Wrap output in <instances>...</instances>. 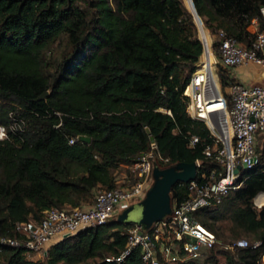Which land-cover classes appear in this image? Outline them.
Listing matches in <instances>:
<instances>
[{
	"label": "trees",
	"instance_id": "1",
	"mask_svg": "<svg viewBox=\"0 0 264 264\" xmlns=\"http://www.w3.org/2000/svg\"><path fill=\"white\" fill-rule=\"evenodd\" d=\"M192 1L208 27H223L246 42L254 37L251 18L264 24V0ZM63 37L60 56H48ZM202 52L195 12L184 0H0V122L9 129V137L0 139V236L18 235L16 221L41 219L46 208L92 202L100 187L118 183L114 169L121 162L152 147V135L156 151L168 157H156L161 166L204 157L210 128L188 113L184 93ZM219 71L222 84L236 79L229 67ZM15 119L24 121L22 128L10 127ZM194 133L205 140L191 146ZM82 134L91 140L70 142ZM259 151L243 184L197 211L220 240L210 218L223 207L231 211L237 237L241 226L254 239L220 249L222 262L216 252L201 259L212 247L178 264H258L264 205L257 207L254 197L264 198V144ZM216 165L205 159L198 178ZM189 190V181L175 183L172 202ZM136 224L114 217L87 226L53 242L38 259L0 241V264H147L139 245L116 259Z\"/></svg>",
	"mask_w": 264,
	"mask_h": 264
},
{
	"label": "built area",
	"instance_id": "2",
	"mask_svg": "<svg viewBox=\"0 0 264 264\" xmlns=\"http://www.w3.org/2000/svg\"><path fill=\"white\" fill-rule=\"evenodd\" d=\"M261 13L264 23V4ZM195 19L203 41V52L184 93L188 96V113L205 120L210 128L211 140L205 141L204 157L196 159L198 170L205 159L219 166H214L209 173L203 170L200 178L198 171L197 177L189 181L188 196L173 203L171 212L164 218L148 227L132 226L126 247L116 256L118 260L137 245L141 246L142 258L147 264H178L188 258H198L204 251L215 247L221 240L214 229L198 218L197 211L216 205L231 189L243 184L247 177L244 171L257 165L261 158L259 146L264 139V24L261 26L260 18L253 16L248 29L254 37L251 42H246L229 34L223 27L212 32L199 14L195 13ZM205 28L211 34L210 43L204 34ZM243 63L252 65L257 79H235L226 93L222 89L219 65L230 68ZM23 125V120L15 119L10 127L16 130ZM7 137L8 126L0 122V139ZM77 138L80 136L70 137V142ZM200 140L205 139L194 133L190 135L189 145L194 146ZM151 146L136 160L125 163L127 170L122 177L116 176L118 183L99 188L92 202L46 208L41 219L16 221L19 234L0 236V241L24 247L30 258H43L53 242L87 226L118 217L125 207L145 196L154 180L156 157L168 159L156 151L155 138H151ZM260 243L258 239L253 245ZM249 244L246 236H240L224 246L234 249ZM258 264H264V252Z\"/></svg>",
	"mask_w": 264,
	"mask_h": 264
},
{
	"label": "water",
	"instance_id": "3",
	"mask_svg": "<svg viewBox=\"0 0 264 264\" xmlns=\"http://www.w3.org/2000/svg\"><path fill=\"white\" fill-rule=\"evenodd\" d=\"M192 10H195L193 1ZM49 90L43 91L38 98L44 97ZM148 132L151 129L147 127ZM81 139L90 141L91 136L82 134ZM151 138H154L152 135ZM198 164L196 160H180L178 162L161 166L155 163L153 173L154 180L148 188L144 197L125 207L118 215V219L135 221L144 227L150 226L153 222L161 220L172 210V187L179 181H190L198 175Z\"/></svg>",
	"mask_w": 264,
	"mask_h": 264
},
{
	"label": "rangeland",
	"instance_id": "4",
	"mask_svg": "<svg viewBox=\"0 0 264 264\" xmlns=\"http://www.w3.org/2000/svg\"><path fill=\"white\" fill-rule=\"evenodd\" d=\"M185 4L190 8V9H193L192 8V4H191V1L190 0H184ZM205 23V22H204ZM206 25V23H205ZM206 27H208L206 25ZM212 32L214 31L211 27H208ZM197 29H198V34L200 36V30H199V27L197 26ZM204 34L206 35V38L208 40V42L210 43L211 42V34L210 32L208 31L207 28L204 29ZM65 37L61 38L59 41H57L51 50L48 51V56H60L61 52H62V49L64 48V44H65ZM216 40V38L214 39ZM221 65H219V69H220ZM218 69V73H219V76H220V71ZM220 80H221V77H220ZM231 82H229L228 84H222V89L227 93V89H228V86ZM264 144V139L261 140V144H260V147H262ZM127 170L126 166H125V162H121L115 169H114V174L115 176H123V174L125 173V171ZM101 188V187H100ZM257 201L258 203L264 205V198L261 196V197H257ZM254 203L257 207H261V205H258L255 201V197H254ZM211 221L214 222L215 226L218 228L219 232L221 233V242H218L216 244L215 247H213L211 249V251H208L206 252L202 257L201 259L202 260H205L207 255L210 253V252H216L217 253V256L219 258V261L222 262L225 260L226 258V254L223 253V252H220V249H231V248H226L224 246L225 243H229V242H232L238 235L234 229L235 227V222L232 220L231 218V211L230 210H226V208H221L217 214H216V217H211L210 218ZM238 229L241 230V233L239 234L242 235V236H246L250 241L254 239V233L251 231V230H246L244 229L243 227H238ZM88 263L90 262H94V259H89L87 261Z\"/></svg>",
	"mask_w": 264,
	"mask_h": 264
},
{
	"label": "crops",
	"instance_id": "5",
	"mask_svg": "<svg viewBox=\"0 0 264 264\" xmlns=\"http://www.w3.org/2000/svg\"><path fill=\"white\" fill-rule=\"evenodd\" d=\"M231 74L236 77V79L253 81L257 79L256 71L253 70L251 64H240L229 68Z\"/></svg>",
	"mask_w": 264,
	"mask_h": 264
},
{
	"label": "bare ground",
	"instance_id": "6",
	"mask_svg": "<svg viewBox=\"0 0 264 264\" xmlns=\"http://www.w3.org/2000/svg\"><path fill=\"white\" fill-rule=\"evenodd\" d=\"M264 193V192H263ZM256 201H257V196L255 197ZM258 202V201H257ZM260 204V203H259Z\"/></svg>",
	"mask_w": 264,
	"mask_h": 264
}]
</instances>
